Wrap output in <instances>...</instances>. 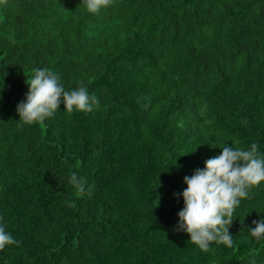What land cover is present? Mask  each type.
Here are the masks:
<instances>
[{
	"label": "trees",
	"instance_id": "obj_1",
	"mask_svg": "<svg viewBox=\"0 0 264 264\" xmlns=\"http://www.w3.org/2000/svg\"><path fill=\"white\" fill-rule=\"evenodd\" d=\"M40 68L99 107L19 121ZM234 141L264 155V0L0 3V222L21 242L0 264H264V182L231 248L174 231L184 177Z\"/></svg>",
	"mask_w": 264,
	"mask_h": 264
},
{
	"label": "clouds",
	"instance_id": "obj_2",
	"mask_svg": "<svg viewBox=\"0 0 264 264\" xmlns=\"http://www.w3.org/2000/svg\"><path fill=\"white\" fill-rule=\"evenodd\" d=\"M7 3V0H0ZM89 13L98 14L111 4V0H83ZM29 91L26 100L18 103L19 121L31 125L42 123L52 117L60 105L72 112L73 109L90 113L99 107L98 99L88 94L84 86L66 91L60 83V78L47 68L34 71V76L27 80ZM239 141L233 145H225L221 154L205 161L203 169H196L191 176L184 177L186 189L182 195L183 209L178 213L179 223L174 231L186 232L191 243L202 251H209L212 242L233 246V237L229 228L233 223V214L243 199H249L250 190L264 182V155L258 152L254 142L249 148L239 146ZM81 194L88 192L86 182L76 173L69 181ZM254 228L248 230L257 240L264 239V219L253 221ZM6 226L0 222V251L5 246H20ZM253 257L255 253H250ZM252 264H255L253 259Z\"/></svg>",
	"mask_w": 264,
	"mask_h": 264
}]
</instances>
